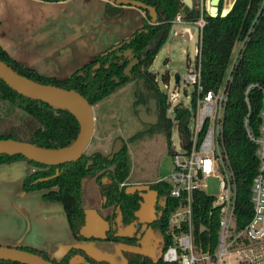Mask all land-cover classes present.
Returning <instances> with one entry per match:
<instances>
[{
	"label": "trees",
	"instance_id": "1",
	"mask_svg": "<svg viewBox=\"0 0 264 264\" xmlns=\"http://www.w3.org/2000/svg\"><path fill=\"white\" fill-rule=\"evenodd\" d=\"M142 1L155 7L157 20L153 21L150 9L144 8L147 10V17L141 27L129 37L98 53L65 78L47 76L25 66L11 57L1 45L0 59L29 79L75 90L85 96L91 104L109 95L117 85L135 79L138 87L142 88L137 94L138 99L146 101L145 95L153 94L159 101V118L148 130L163 129L171 152V133L174 123L172 118L167 116L168 95L160 88L157 74L149 67L168 37L172 27L171 19L184 2L183 0ZM261 1L236 0L233 8L224 16L221 13L217 16L207 14V23L200 34L196 55V63L201 66L205 88L217 89L230 65L235 43L245 39V45L232 69L229 101L224 116L225 144L237 182L235 212L238 228H243L253 215L250 190L259 165L256 144L247 135L244 118L250 112L252 126L258 129L261 122L263 95L260 89L253 88L249 93L250 108L245 99V89L252 82L264 84V7L260 9ZM119 5L121 4L116 5L111 12L118 11ZM189 14L196 16L199 12L192 9L189 10ZM256 15L258 20L254 21ZM154 39L156 41L153 43ZM148 44L151 46L146 50ZM134 57H138L139 62L132 67L130 74H126V65ZM163 77L165 80L169 78L168 71ZM174 112L179 119L181 131L187 133L191 114L189 108L176 105ZM78 131V119L67 108L25 96L0 78V138H13L40 147L57 149L69 145L76 138ZM144 132L146 131H139L137 135H142ZM110 153L104 154L99 149L86 153L84 150L78 159L60 164L41 163L21 153L12 155L0 153V163L24 159L34 166L35 170L23 180L24 190H43L44 199L59 201L76 239H84L79 234L84 222L85 208L81 193L82 181L85 177L94 175L100 184L102 207L113 206L112 213L107 218L115 225L107 232L105 240L123 246L137 245L138 230H146L151 226L158 229L162 239V252L157 259L133 249H122L127 264H177L162 259V253L174 242V231L187 229L186 224L180 229L170 228V215L181 205L179 199L170 196L171 184L166 179L152 183L151 186L158 192L159 198L163 199V203L156 206L157 219L154 223L146 225L136 222L135 212L140 208L142 198L138 192L127 194L126 185L119 186L131 171V161L125 141L122 140L121 148L112 157H109ZM56 167L59 169L56 176L39 179L53 174ZM103 174L108 177L107 180H102ZM213 197L215 196L204 191H197L194 194L193 204L197 244L202 250L211 252L219 241L220 208H211ZM118 216H120L119 220ZM132 222H136V233L130 236L121 233L122 231L118 232L119 225L128 227ZM200 222L206 226V230L202 232L199 230ZM16 247L36 253L54 264H110L106 260L95 259L78 247L69 248L59 260L50 258L43 250L26 246ZM77 255L83 260L73 262L72 259ZM0 264L23 263L0 260Z\"/></svg>",
	"mask_w": 264,
	"mask_h": 264
},
{
	"label": "rangeland",
	"instance_id": "2",
	"mask_svg": "<svg viewBox=\"0 0 264 264\" xmlns=\"http://www.w3.org/2000/svg\"><path fill=\"white\" fill-rule=\"evenodd\" d=\"M96 1L70 0L71 4L68 8H80L79 10L81 11L91 12L98 5ZM231 1H224L223 6L227 7L231 4ZM102 2L103 0H101ZM129 6L137 9V12L129 17L136 15L144 23L145 17L138 10V7L134 5ZM190 26L191 37L187 33H181L184 24L173 26L168 33L166 41L158 51L154 62L149 67V69L157 74L160 88L163 91L169 90V94L176 86L175 74L177 72L180 75L184 74L189 65L194 64L196 61L200 37L199 28L195 24H191ZM239 44L240 42L236 43L232 59L233 56L235 57L237 48L240 46ZM167 71L170 80L169 78L165 80L163 77V74ZM228 73L229 67L224 78L228 76ZM168 80L170 82V89L164 86V83ZM179 87L180 97L170 105L168 114H174V106L181 103L189 107L193 106V86L186 87L184 82L180 81ZM139 89L142 88L138 87V82L135 79L127 81L117 85L109 95L93 104L95 116L94 131L85 152L90 153L95 149H99L104 154H107L110 153L116 139L119 138L125 141L130 156L131 171L129 176L119 183L120 187L136 182L150 183L162 180V177L167 175L172 167V157L167 146L166 132L160 128L155 131H149L146 122L138 117L136 106L140 102H144L137 97V94L140 92ZM145 96V100L148 97H153L159 103L153 94H146ZM142 130L146 132L142 135H137ZM172 136L174 144L180 148V140L175 128L172 130ZM2 171L3 168H0V172ZM107 179L108 177L103 174L102 180ZM206 182L207 194L215 197L219 196L221 193L219 177L211 174L206 178ZM42 193L43 190L31 191L26 192L24 197H22L20 196L22 190L17 179H14V174L9 179L4 174H0V245L19 246L17 243H14L17 239L16 237H23L35 230L41 233L42 245L47 247L44 248L45 250L61 253L57 247L60 246V243L67 241L66 235L68 232L63 206L59 202L48 203L42 200L40 198ZM81 193L83 207H96L102 216L111 214L113 206L109 208L102 207L103 197L100 191V184L94 175L83 179ZM136 234L139 237L137 245L123 246L105 239H88L82 248L95 259H103L110 264H126V259L122 255V249L125 248L133 249L136 252L148 255L152 259H157L162 252V239L158 229L151 226L146 228V230H138ZM51 246L56 248H52ZM61 255L59 254L57 258ZM82 260L83 258L78 255L72 259L73 262ZM225 260L229 264H238L236 254L231 257L226 256Z\"/></svg>",
	"mask_w": 264,
	"mask_h": 264
},
{
	"label": "built area",
	"instance_id": "3",
	"mask_svg": "<svg viewBox=\"0 0 264 264\" xmlns=\"http://www.w3.org/2000/svg\"><path fill=\"white\" fill-rule=\"evenodd\" d=\"M107 1L118 5L116 0ZM224 1L226 0H221L218 4L220 13L223 8H230L234 5L236 0H232L227 7L223 6ZM210 4L211 0H192V6L184 3L171 19L172 27L184 24L181 33L187 32L191 36L190 25L195 24L199 28L200 36L207 23ZM263 7L264 0L261 1L260 9ZM192 9L197 10L199 14L191 16L189 10ZM142 12L144 17H147V10L142 8ZM256 20H258V15H256L254 21ZM237 42H240V46L237 48L235 57L233 56V59H231L228 76L224 78L225 80L217 89L205 88L202 82L201 66L195 61L194 64L189 65L184 74L180 75L174 90L170 94L169 90L165 91L168 95L170 107L180 97V81H183L186 87L191 85L194 88L192 92L193 106L180 104L189 108L191 112L188 132L181 131L180 122L175 113L168 114L173 120V128L177 130L180 148L174 144L171 133L172 167L162 179H166L171 184L170 196L181 201V205L170 215L169 224L172 230L182 228L183 224L187 225V229L179 232L174 231V242L162 253V259L165 262H175L177 264H229L228 261L226 262L225 257L236 254L238 264H264V84L252 82L245 89V99L250 108L249 93L253 88L261 90L263 104L260 110L261 122L257 130L252 126L250 112L244 118L247 135L256 144L259 165L250 190L253 215L243 228L237 226L235 212L237 182L224 136V116L229 101L232 69L238 60L241 49L245 45V39ZM198 49L197 46V52ZM169 80L164 83L167 89H170ZM185 90L187 93V88ZM169 96L172 98L171 101ZM34 170L35 167L32 166L31 171ZM211 174L219 177L221 188L220 195L213 197L211 205L212 209L220 208L219 241L213 252L210 250L204 251L197 244L193 209L195 192H206V178ZM212 212L213 210H211ZM199 230L200 232L206 230L204 223L200 222Z\"/></svg>",
	"mask_w": 264,
	"mask_h": 264
},
{
	"label": "crops",
	"instance_id": "4",
	"mask_svg": "<svg viewBox=\"0 0 264 264\" xmlns=\"http://www.w3.org/2000/svg\"><path fill=\"white\" fill-rule=\"evenodd\" d=\"M96 2V9L87 12L68 8L70 0H0V45L25 66L47 76L65 78L143 25L138 16L129 17L137 12L136 8L129 6L132 4H121L118 11L111 12L116 5L107 0ZM138 10L143 15L142 8L138 7ZM31 167L24 159L1 162L3 171L0 174L8 179L14 174L22 190L20 196L24 197L26 192H31L23 187V180L31 172ZM44 193L40 196L42 200L59 202L44 199ZM67 226V241L57 247L61 253L45 250L47 247L42 245L41 233L35 230L23 237L17 236L14 243L43 250L50 258L59 260L71 247L84 249L82 247L88 240L76 239L68 222ZM59 254L62 255L57 258Z\"/></svg>",
	"mask_w": 264,
	"mask_h": 264
},
{
	"label": "water",
	"instance_id": "5",
	"mask_svg": "<svg viewBox=\"0 0 264 264\" xmlns=\"http://www.w3.org/2000/svg\"><path fill=\"white\" fill-rule=\"evenodd\" d=\"M221 0H211L209 7V14L217 16L220 14L219 6ZM118 4H132L138 7L148 8L151 11L152 20H157L156 9L154 6L142 0H116ZM188 6H192V0H183ZM223 8L221 15H226L233 8ZM156 39L153 40V43ZM151 45L148 44L146 50ZM130 53V51H128ZM139 62L138 57L132 58L125 68V73L130 74L132 67ZM0 78L4 80L9 86L14 88L19 93L51 103L55 106L65 107L72 112L79 122V131L76 138L67 146L57 149H49L37 146L31 142L13 139L0 138V153L16 154L21 153L29 159L45 163V164H60L71 160L78 159L83 151L88 146L93 131L95 116L93 112V104H91L85 96L79 92L62 88L55 85L41 83L29 79L16 71H14L8 64L0 59ZM180 74H175V80L178 82ZM118 79L116 78V81ZM154 104L155 99H152ZM138 115L144 122H154L155 113H148L147 107L144 103H140L136 107ZM186 138V137H185ZM121 148V139H116L109 157ZM59 169L56 167L55 172L49 176H44L39 179H46L48 177L56 176ZM139 192L142 198L140 208L135 212L138 223L142 225L152 224L156 221V205L159 201V194L152 188L149 183H132L127 185L126 193L133 194ZM84 222L79 229V234L84 239H106L107 232L110 230L109 221L106 220L97 208L85 207L83 209ZM133 222L123 230L121 233L126 235H133L136 231L135 223ZM0 260H10L13 262H20L23 264H54L51 260H47L42 256L17 247L0 245Z\"/></svg>",
	"mask_w": 264,
	"mask_h": 264
},
{
	"label": "flooded vegetation",
	"instance_id": "6",
	"mask_svg": "<svg viewBox=\"0 0 264 264\" xmlns=\"http://www.w3.org/2000/svg\"><path fill=\"white\" fill-rule=\"evenodd\" d=\"M152 99H153V97H148L147 98V100L146 101H144V102H140V103H144L145 105H146V107H147V111H148V113L150 114V113H152V112H154L155 113V121L154 122H146V124L148 125L147 127L149 128V127H151V125L152 124H154V123H156V121L158 120V113H159V110H160V106H159V104L156 102V100H155V102H154V104H152ZM139 103V104H140ZM137 107V106H136ZM137 109V108H136ZM138 110V109H137ZM167 116H169L168 115V113H167ZM138 117H139V115H138ZM140 118V117H139ZM121 146H122V139H121ZM156 182V181H155ZM136 183H144V182H136ZM145 183H148V182H145ZM152 183H154V182H150L149 184H150V186L152 185ZM152 187V186H151ZM153 188V187H152ZM139 193V192H138ZM163 203V199L161 198H159V201H158V203L157 204H162ZM157 206V205H156ZM156 212H157V208H156ZM111 213H112V211H111ZM102 215V214H101ZM156 216H157V213H156ZM106 220H108L109 221V224H110V230L112 229V227L115 225L113 222H112V220H109L107 217H108V214L107 215H105V216H103ZM117 219L119 220L120 219V216H118L117 217ZM133 223V222H132ZM129 227V226H128ZM137 227V225H136V223H135V228ZM126 228L127 227H125V226H120L119 225V228H118V232H121V231H123V230H126ZM137 232V228H136V231H135V233Z\"/></svg>",
	"mask_w": 264,
	"mask_h": 264
}]
</instances>
